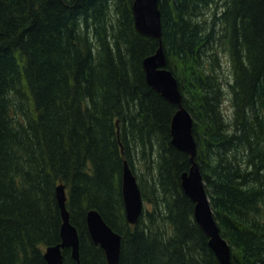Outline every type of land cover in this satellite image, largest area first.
I'll list each match as a JSON object with an SVG mask.
<instances>
[{
    "label": "trees",
    "instance_id": "trees-1",
    "mask_svg": "<svg viewBox=\"0 0 264 264\" xmlns=\"http://www.w3.org/2000/svg\"><path fill=\"white\" fill-rule=\"evenodd\" d=\"M132 1L0 0V264H48L59 183L79 234V262L64 247L63 264H108L88 208L121 234L116 264H219L180 185L189 159L171 143L177 105L145 79L159 40L135 27ZM157 3L232 264H264V0ZM124 160L146 202L135 223Z\"/></svg>",
    "mask_w": 264,
    "mask_h": 264
},
{
    "label": "water",
    "instance_id": "water-1",
    "mask_svg": "<svg viewBox=\"0 0 264 264\" xmlns=\"http://www.w3.org/2000/svg\"><path fill=\"white\" fill-rule=\"evenodd\" d=\"M132 13L135 27L140 32L155 36L159 40L155 51L146 55L142 59V64L147 83L177 105L170 119L171 143L185 151L189 159V167L180 173V185L194 202V218L208 236V244L219 264H232L229 243L220 233L196 160L197 146L192 132L191 113L182 103L177 78L171 69L166 67V56L160 37L161 18L157 0H133ZM121 192L125 216L130 223H135L143 210V198L136 175L126 160L121 174ZM55 196L61 213L60 240L46 245L43 256L48 264H63L62 249L70 247L71 256L79 262V234L76 226L69 219L64 184L56 185ZM85 221L92 241L101 246L107 263L116 264L120 253L121 234L105 221L96 208L86 210Z\"/></svg>",
    "mask_w": 264,
    "mask_h": 264
},
{
    "label": "rangeland",
    "instance_id": "rangeland-1",
    "mask_svg": "<svg viewBox=\"0 0 264 264\" xmlns=\"http://www.w3.org/2000/svg\"><path fill=\"white\" fill-rule=\"evenodd\" d=\"M221 60H222V71H221V73H223V74H225L226 72L228 73V71L226 69V64H225L227 61L224 60L223 57H221ZM224 104H226V105L228 104V99L224 101ZM145 204H146V202H144V200H143V207L145 206ZM148 206H150V204H148Z\"/></svg>",
    "mask_w": 264,
    "mask_h": 264
},
{
    "label": "bare ground",
    "instance_id": "bare-ground-1",
    "mask_svg": "<svg viewBox=\"0 0 264 264\" xmlns=\"http://www.w3.org/2000/svg\"><path fill=\"white\" fill-rule=\"evenodd\" d=\"M143 211V210H142ZM142 213V212H141Z\"/></svg>",
    "mask_w": 264,
    "mask_h": 264
}]
</instances>
